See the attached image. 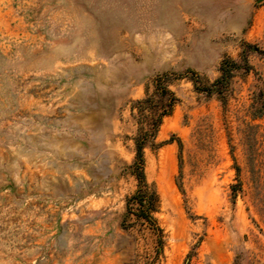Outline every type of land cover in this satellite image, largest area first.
Masks as SVG:
<instances>
[{
  "label": "rangeland",
  "instance_id": "rangeland-1",
  "mask_svg": "<svg viewBox=\"0 0 264 264\" xmlns=\"http://www.w3.org/2000/svg\"><path fill=\"white\" fill-rule=\"evenodd\" d=\"M247 43L225 101L183 75L205 87ZM162 73L159 231L126 200ZM0 264H264V0H0Z\"/></svg>",
  "mask_w": 264,
  "mask_h": 264
},
{
  "label": "trees",
  "instance_id": "trees-1",
  "mask_svg": "<svg viewBox=\"0 0 264 264\" xmlns=\"http://www.w3.org/2000/svg\"><path fill=\"white\" fill-rule=\"evenodd\" d=\"M248 51H260L256 45L247 43L240 55V60L230 57H224L219 64V76L209 85L200 88L199 76L195 71L186 70L183 75L191 74L196 89L205 91L207 94L216 93L225 101V93L228 89L233 73L237 70L247 71L250 64L247 59ZM182 76V74H178ZM170 73H162L156 75L153 80V90L151 93L146 91V95L142 99L135 101L132 110H136V122L138 124L137 133L134 140L135 155L132 163L128 166L130 173L137 180L136 191L126 200V215L134 214L151 224L155 229L160 231L156 225V220L152 215L156 202V191L148 184L144 165V150L146 147L156 148L160 146L156 142L159 126L164 116L169 115L177 97L170 88ZM263 112H260V115Z\"/></svg>",
  "mask_w": 264,
  "mask_h": 264
}]
</instances>
